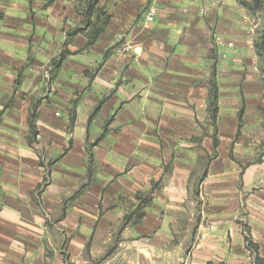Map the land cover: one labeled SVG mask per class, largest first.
<instances>
[{"label": "crops", "instance_id": "obj_1", "mask_svg": "<svg viewBox=\"0 0 264 264\" xmlns=\"http://www.w3.org/2000/svg\"><path fill=\"white\" fill-rule=\"evenodd\" d=\"M76 5L0 0V264H264L260 18L97 0L59 63Z\"/></svg>", "mask_w": 264, "mask_h": 264}, {"label": "trees", "instance_id": "obj_2", "mask_svg": "<svg viewBox=\"0 0 264 264\" xmlns=\"http://www.w3.org/2000/svg\"><path fill=\"white\" fill-rule=\"evenodd\" d=\"M76 2V11L82 17V28H76L66 32L64 50L60 54L59 63L64 59L65 55L68 54L66 46L76 34L84 33L87 37V44L89 45L97 39L98 35L104 30L109 21V15L101 9L96 8L97 0H76ZM238 2L240 5L247 8L253 15L260 16L262 29L258 32L254 47L257 55L264 59V0H251L250 2L238 0ZM212 86L213 88L211 90L213 91L210 90V95L216 100L217 93L215 84H212ZM142 216L143 213L137 214L135 223H137Z\"/></svg>", "mask_w": 264, "mask_h": 264}, {"label": "built area", "instance_id": "obj_3", "mask_svg": "<svg viewBox=\"0 0 264 264\" xmlns=\"http://www.w3.org/2000/svg\"><path fill=\"white\" fill-rule=\"evenodd\" d=\"M156 9L155 8H150L149 11H148V15H147V18H146V22L149 23L153 20L154 16L156 15ZM122 51L124 52H128L130 50L129 47H122L121 48ZM55 116H59V113L58 112H55L54 113Z\"/></svg>", "mask_w": 264, "mask_h": 264}, {"label": "rangeland", "instance_id": "obj_4", "mask_svg": "<svg viewBox=\"0 0 264 264\" xmlns=\"http://www.w3.org/2000/svg\"><path fill=\"white\" fill-rule=\"evenodd\" d=\"M260 18V16H258Z\"/></svg>", "mask_w": 264, "mask_h": 264}]
</instances>
